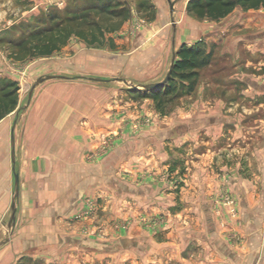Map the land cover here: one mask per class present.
I'll use <instances>...</instances> for the list:
<instances>
[{
	"label": "rangeland",
	"instance_id": "1",
	"mask_svg": "<svg viewBox=\"0 0 264 264\" xmlns=\"http://www.w3.org/2000/svg\"><path fill=\"white\" fill-rule=\"evenodd\" d=\"M117 1L126 5L131 13L145 12L136 24H128L132 35L145 29L149 33L157 30L159 34L166 35L167 41H171L179 32L178 27L186 26L187 34L188 28L198 26L203 30L204 24L209 21L188 10L189 0H178L174 11L171 4L175 0ZM91 3L89 0H0V80L10 79L19 86V104L14 119H8L5 124L11 131L17 123L15 118L28 107L37 87L33 89V86L39 78L56 76L54 78H68L90 88H104V99L107 101L104 119L108 125L105 132L99 133L100 145L93 150L95 156H110L122 145L131 158L134 156L133 168L125 166L122 169V180L131 186L152 185L156 193H160L163 203L157 207L160 210L156 214L157 211L151 206V201L156 197L145 198L141 203L140 198L133 197V193L120 196L116 176L102 178L103 183L112 186V193L91 200L94 211L91 212L90 222L81 228L82 237L93 240L98 247L76 251L68 261H74L72 264H171L175 256L171 257L169 247L162 256H159V252L144 254L135 242L125 248L120 239L138 229L140 233H145L144 244L149 246L153 243L150 240L157 244L170 242V231L178 229L184 237L191 233L198 236L199 232L202 234L204 230H212L216 219L226 227L232 219L240 220V200L232 182V171H237L239 175L245 173L250 178L264 174V156L259 158L260 154H264V54L261 53V64L254 65L255 54L247 47L252 44L249 40L245 48L240 47L245 63L235 65L232 61L236 60V55L225 53L227 51L220 46L224 27L212 24L217 27L215 41L206 43L208 50L213 51V61L202 70L192 94L179 95L170 102H163L161 109L150 92L143 89L145 84L155 82L141 83L137 80L139 75L135 73L128 81L127 77L119 74L120 82H116V79L102 82L99 75L90 74L93 71L78 69L77 58L93 56L94 50L113 52L120 48L118 50L129 53L132 49L111 41L112 37H107L100 28L113 29L117 25L107 26L112 20H106L96 13L87 16L88 21L80 27L86 31V40L73 36L66 46L49 57L36 55L18 58L16 45L20 40L26 41L30 33L48 30L58 20L66 19L67 10L80 13ZM161 7L169 22L143 23ZM52 15L57 18L52 19ZM189 17L195 20L184 21ZM97 20L101 26H88V22L95 23ZM92 39L99 40V43L93 44ZM40 41L41 38H37L32 44ZM179 47L174 50L173 63ZM62 59L66 60V65L62 64ZM168 74L165 77L162 75L159 80H165ZM262 176L257 182L249 179V185L260 192L264 189ZM182 192L191 200H181ZM171 193L178 201L175 206L165 202L166 194ZM164 195L166 197L163 198ZM199 196L206 197L209 211L214 215L207 220L204 214L200 217L194 210L195 198ZM233 207L234 212L231 210ZM11 215L12 209L1 220L7 231ZM225 234V245L238 243L237 236ZM198 252L195 251L194 257ZM55 262L58 264L59 260ZM29 264L43 263L31 261Z\"/></svg>",
	"mask_w": 264,
	"mask_h": 264
},
{
	"label": "crops",
	"instance_id": "2",
	"mask_svg": "<svg viewBox=\"0 0 264 264\" xmlns=\"http://www.w3.org/2000/svg\"><path fill=\"white\" fill-rule=\"evenodd\" d=\"M156 11L143 23L169 22L162 7ZM144 13L132 12L125 21L112 18L107 25H117L107 37H112L111 41L119 46L132 47L129 53L118 50L120 48L113 52L94 50L93 56L77 58L78 69L93 71L90 74L99 75L102 82L114 79L118 82L120 75L127 77L128 81L134 73L139 75L137 80L141 83L159 82V78L162 75L165 77L172 67L174 50L179 45L215 41L217 27L212 24L216 23L225 29L220 46L227 51L225 53L236 55V60H231L235 65L245 63L241 58V48H245L249 40L252 44L247 47L255 54L253 63L257 66L261 64V53L264 54V46L261 47L264 45V7L247 10L236 6L232 13L218 21L205 17L209 21L204 24L203 30L198 26L188 28L186 34V26L178 27L179 32L171 41H167L166 35L159 34L157 30L149 33L145 29L132 35L128 24H136ZM190 20L195 19H184ZM65 63L66 60L62 59V64ZM42 83L34 89L28 107L15 118L17 123L11 131L5 123L14 119L15 111L0 120V264H29L31 261L55 264L57 259L58 264H72L74 261H68L71 254L98 247L93 240L82 237L81 228L90 222V216H77L86 210L89 200L112 193V186L102 182V178L107 176H116L120 196L133 193V197L140 198L141 203L145 198L156 197L151 201L156 214L160 210L157 207L163 203L160 193L157 194L152 185L131 186L122 180V169L133 168L134 161V156L131 158L122 145L110 156H95L93 150L100 145L99 133L105 132L108 125L104 119L107 104L104 88H90L60 77L46 79ZM263 156L262 153L259 158ZM232 173V182L240 200L239 221L232 219L226 227L216 219L212 230L199 232L197 237L191 233L186 238L177 229L168 234L170 242L157 244L150 240L153 243L149 246L144 244L145 233L135 229L123 236L120 243L125 248L138 244L144 254L159 252V256L169 247L171 257L175 256L171 264H264V189L260 192L249 185V179L257 182L264 174L250 178L245 173L237 174L235 170ZM16 176L19 178V193L15 199L16 220L11 230L7 231L1 220L12 209ZM166 196L162 197H166L167 204H178L174 193ZM181 200L187 202L191 198L183 193ZM206 200L205 196L196 197L194 210L200 217L204 214L207 220L213 213L209 211ZM107 206L110 205L107 203ZM226 232L237 236L238 243L225 245ZM210 236H213L211 241ZM197 250L198 255L194 257ZM61 257L63 260H60Z\"/></svg>",
	"mask_w": 264,
	"mask_h": 264
},
{
	"label": "trees",
	"instance_id": "3",
	"mask_svg": "<svg viewBox=\"0 0 264 264\" xmlns=\"http://www.w3.org/2000/svg\"><path fill=\"white\" fill-rule=\"evenodd\" d=\"M91 5L82 10L80 13L67 10L66 19H60L48 30L30 33L25 40L17 43L19 49L18 58L28 56L49 57L55 51L61 50L66 43L76 36L79 39L86 38V31L80 29L81 25L87 20V16L96 13L101 17L108 19L121 18L128 20L131 12L126 5L117 0H89ZM236 6H241L247 10L251 8L259 9L264 7V0H189L188 10H192L200 18H210L211 20H221L232 13ZM52 19L57 18L53 15ZM59 18V17H58ZM88 26L98 24L99 21L88 22ZM76 26V27H75ZM100 28L103 33H111L115 28ZM109 29V30H108ZM94 36V34H93ZM95 37V36H94ZM40 39L35 45L32 42ZM96 38V37H95ZM86 40V39H84ZM92 43H99V40L92 39ZM175 62L170 69V75L161 87L146 89L150 96L161 109L162 103L170 102L179 95H189L196 89L200 80L202 70L205 69L214 59L213 51L208 50L207 43L196 41L190 45L182 44L175 52ZM19 86L10 79L0 80V120L14 112L19 104Z\"/></svg>",
	"mask_w": 264,
	"mask_h": 264
},
{
	"label": "water",
	"instance_id": "4",
	"mask_svg": "<svg viewBox=\"0 0 264 264\" xmlns=\"http://www.w3.org/2000/svg\"><path fill=\"white\" fill-rule=\"evenodd\" d=\"M178 0H175L173 1V3L171 4V10L174 11V5L175 3L177 2ZM170 73L168 74L167 78L169 77ZM53 77L55 76H52V77H48V78H39L35 85L33 86V89L40 83H42L43 81H45L46 79H52ZM167 78L163 81H160V82H155V83H150V84H145V86H143V89H154V88H158V87H161V85H163L165 83V81L167 80ZM13 139V144L15 143V139L14 137H12ZM13 155H14V152H13ZM19 178L18 176H16V179H15V186H16V194H15V197L13 199V204H12V215H11V220H10V223H9V230H11V227L12 225L14 224L15 220H16V217H15V214H16V197L18 196V193H19Z\"/></svg>",
	"mask_w": 264,
	"mask_h": 264
},
{
	"label": "built area",
	"instance_id": "5",
	"mask_svg": "<svg viewBox=\"0 0 264 264\" xmlns=\"http://www.w3.org/2000/svg\"><path fill=\"white\" fill-rule=\"evenodd\" d=\"M231 210H233V212H234L235 211L234 207ZM93 211H94L93 201L89 200L87 202V208H86V210L83 213L78 214L77 218H87L90 215H92L91 212L93 213Z\"/></svg>",
	"mask_w": 264,
	"mask_h": 264
}]
</instances>
